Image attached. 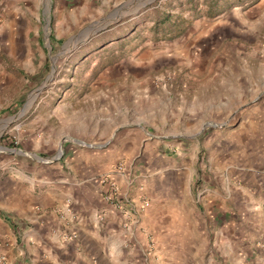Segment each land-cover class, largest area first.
Segmentation results:
<instances>
[{"label":"crops","instance_id":"obj_1","mask_svg":"<svg viewBox=\"0 0 264 264\" xmlns=\"http://www.w3.org/2000/svg\"><path fill=\"white\" fill-rule=\"evenodd\" d=\"M1 2L11 7L0 26L3 91L13 79L4 52L32 53L41 1ZM191 102L183 123L195 134L184 141L66 143L44 162L31 158L37 144L20 157L0 151L2 264H264V110L214 134L201 129L211 102Z\"/></svg>","mask_w":264,"mask_h":264},{"label":"rangeland","instance_id":"obj_2","mask_svg":"<svg viewBox=\"0 0 264 264\" xmlns=\"http://www.w3.org/2000/svg\"><path fill=\"white\" fill-rule=\"evenodd\" d=\"M39 1L32 53L3 55L13 79L0 91V151L10 156L33 144L44 162L66 143L184 141L193 97L211 102L201 129L214 134L264 110V0ZM8 9L0 3V26Z\"/></svg>","mask_w":264,"mask_h":264},{"label":"built area","instance_id":"obj_3","mask_svg":"<svg viewBox=\"0 0 264 264\" xmlns=\"http://www.w3.org/2000/svg\"><path fill=\"white\" fill-rule=\"evenodd\" d=\"M262 205H263V208H264V199H263V201H262ZM144 206L147 207L148 204L145 203ZM70 238H71V237H70ZM4 261H5V257H4V255L0 254V264L4 263Z\"/></svg>","mask_w":264,"mask_h":264}]
</instances>
